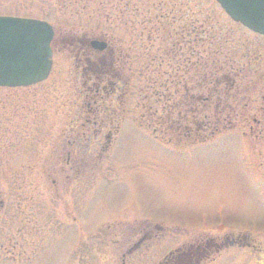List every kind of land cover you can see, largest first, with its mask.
I'll list each match as a JSON object with an SVG mask.
<instances>
[{"label":"rangeland","instance_id":"374dc122","mask_svg":"<svg viewBox=\"0 0 264 264\" xmlns=\"http://www.w3.org/2000/svg\"><path fill=\"white\" fill-rule=\"evenodd\" d=\"M0 16L55 30L49 79L0 88V264H162L244 238L200 264H264L263 36L214 0H0ZM95 39L114 63L97 98L79 50ZM218 70L210 98L196 84ZM184 118L220 132L180 138Z\"/></svg>","mask_w":264,"mask_h":264},{"label":"water","instance_id":"95a60500","mask_svg":"<svg viewBox=\"0 0 264 264\" xmlns=\"http://www.w3.org/2000/svg\"><path fill=\"white\" fill-rule=\"evenodd\" d=\"M236 23L264 36V0H215ZM55 31L46 21L0 16V88H26L49 78ZM94 50L107 44L92 41Z\"/></svg>","mask_w":264,"mask_h":264},{"label":"trees","instance_id":"16d2710c","mask_svg":"<svg viewBox=\"0 0 264 264\" xmlns=\"http://www.w3.org/2000/svg\"><path fill=\"white\" fill-rule=\"evenodd\" d=\"M85 44L87 46H85ZM85 44H83V46L85 47L84 52L87 54L88 53H94L95 54V52H93L88 47V44L86 42H85ZM214 54H217V52H215ZM196 65H198V68H199V66H200L199 62H197ZM113 66H114V63H112V61L107 62V64H105V62H103L102 64H99L98 68L95 67L94 70H95L96 74H100L101 77L104 75L107 76L112 71L111 69H113ZM210 73H208L206 75H201L202 80L196 84V87L198 85L199 88L201 89V88H205V87L210 86L208 89V92H211L210 98H213L215 96L216 97L221 96L222 88H223L225 81H226V80H224L223 77L219 76V74L222 73V71L218 70L217 74H215L214 72H210ZM237 77H238V75H236V78ZM235 83L236 82H234V84ZM168 92H169V90H168ZM210 98L207 97L206 99H204L205 102L208 100L210 101ZM195 110H196V108H195ZM184 120L185 121H182L178 126H177V123H175V122L173 123L176 125L174 132H179V133H177V135H180V138H181V136L188 137L189 139L195 137V140H193L194 142H197V143L198 142H205L206 140H208V138H206L205 136H207V135L208 136H215L220 132L218 130V128H216L215 130H212V131L205 132L203 130V128L205 126V125H203L204 122L199 123L197 121H194V120H196V118H194L192 120V122H190L186 118H184ZM194 125L198 126L197 131L195 130V132L193 130L191 131V129H194ZM182 128H184V129H182ZM186 129H188V131ZM181 130H183V133H181ZM162 133H163V131H162ZM194 249H195V252L193 249L184 250L182 252H176L175 254H172L171 256H169L162 264H200V262L202 260L208 258L209 255L211 254V251L209 249H207L206 245H204V247H199V248H194Z\"/></svg>","mask_w":264,"mask_h":264},{"label":"flooded vegetation","instance_id":"af4514ba","mask_svg":"<svg viewBox=\"0 0 264 264\" xmlns=\"http://www.w3.org/2000/svg\"><path fill=\"white\" fill-rule=\"evenodd\" d=\"M100 41H104V40H101L100 39ZM83 44H85V42L83 41L82 42ZM88 44V47L92 50V46H91V44H90V42L89 43H87ZM86 45V44H85ZM84 46L82 45V46H80V48H79V50L80 51H82V52H84ZM93 51V50H92ZM94 52V51H93ZM109 53H111V51H109V45H108V47H107V49H105L103 52H99V51H95V54L94 53H88V58H85V60L87 61V66H88V69L86 70V71H90L91 73H92V77L90 78V80L89 81H91V80H93L94 81V85H95V87H96V91H95V97L97 98L98 96H99V94L100 93H105L104 91H106V87L105 86H103L102 84L106 81V80H108V83H109V80H110V76H106V75H104V76H102L101 77V75L100 74H96V72H95V70H94V68L96 67V68H98L99 67V64H102L103 62H105V64H107V62H108V54ZM80 54V53H79ZM111 54H113V53H111ZM91 56H93V58H94V60L93 61H91ZM0 207H3V203L2 202H0ZM238 242V243H237ZM233 241V244H238V246L239 247H244V248H246V247H250L251 245H250V243L248 242V239L247 238H244V239H241V241L239 240V241ZM227 244L228 245H232L231 244V242H227ZM208 248H210L211 249V251H215V248H216V250H220V249H225L226 248V244H225V242L222 244V246H220V245H218V243L216 242V243H212V244H210L209 246H208Z\"/></svg>","mask_w":264,"mask_h":264}]
</instances>
